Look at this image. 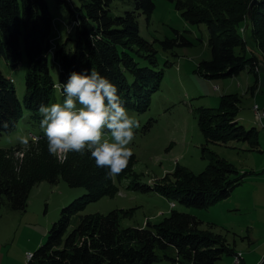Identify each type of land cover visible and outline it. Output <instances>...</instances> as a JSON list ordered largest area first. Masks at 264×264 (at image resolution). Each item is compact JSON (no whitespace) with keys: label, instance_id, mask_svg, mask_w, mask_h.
<instances>
[{"label":"trees","instance_id":"16d2710c","mask_svg":"<svg viewBox=\"0 0 264 264\" xmlns=\"http://www.w3.org/2000/svg\"><path fill=\"white\" fill-rule=\"evenodd\" d=\"M57 1L67 10L73 28L66 41L56 45L53 38L60 36H54L56 28L47 0H0V55L12 67L19 65L23 53L30 62L23 103L13 79L0 69V135L15 129L24 108L38 110L41 104H50L57 84L66 82L73 71L95 68L118 87L125 107L139 112L150 108L152 93L161 86L164 70L155 69L157 51L141 35L137 20L141 13L150 19L155 0H132L133 8L121 14L113 11L115 0ZM168 1L175 4L184 19L208 28L213 56L199 64L200 73L209 77L236 75L247 67L252 71L259 67L258 50L264 56V0H258L250 17L247 11L253 0ZM160 42L170 49L178 39ZM185 42L189 43L183 38ZM49 53H53L58 66L59 81L52 73ZM143 60L146 65L141 64ZM239 99L237 94H228L222 97L220 107L198 109L199 126L208 140H241L259 145V131L255 127L247 129L237 120ZM34 135L41 144L45 142L44 136ZM2 155L0 207L7 205L12 210L24 211L30 189L38 178L23 177ZM78 155L73 154L65 169L77 172L73 162L80 160L84 163L80 166L82 172L66 174L64 178L58 174L59 167L44 172L42 179L52 184L62 177L70 186H83L87 191L62 208L47 240L34 251L33 264H154L164 257L178 264H218L224 255L236 254L235 247L222 234L200 229L201 220L195 215L174 208L163 220L147 222L143 227H123V209L87 214L69 231L76 214L118 190L115 180L107 176L108 169L97 167L90 153L81 158ZM3 161L8 164L2 166ZM128 174L124 170L116 177ZM244 178L233 163L214 155V161L200 173L178 166L171 183L164 181L153 188L148 184L136 186L155 190L172 202L205 208L229 197ZM171 246L177 251L176 258L158 253Z\"/></svg>","mask_w":264,"mask_h":264},{"label":"rangeland","instance_id":"374dc122","mask_svg":"<svg viewBox=\"0 0 264 264\" xmlns=\"http://www.w3.org/2000/svg\"><path fill=\"white\" fill-rule=\"evenodd\" d=\"M47 2L54 18V36H60L59 39L54 37L53 42L62 44L73 28L69 14L57 0ZM155 4L150 19L141 13L137 15V20L141 35L157 51L158 65L155 69H163L164 77L160 88L152 93L148 110L139 112L127 107L141 125L135 130L136 135L130 145L133 155L125 169V173L130 174L120 179L114 177L118 190L90 203L76 214L69 231L78 224L81 216L87 214H107L123 209L124 212H120L123 227H143L147 222L163 220L174 208L195 215L201 220L200 229L222 234L232 247L237 246L245 253L254 250L247 256L246 264H264V56L257 49L260 64L255 71L247 67L236 75L206 76L199 72V64L211 60L213 56L207 26L187 21L175 4L168 0H155ZM132 8V0H115L113 3L116 14ZM249 10L250 7L248 13ZM243 31L247 34L245 27ZM167 38H177L178 43L165 49L160 41ZM183 38L189 43H183ZM49 58L54 78L59 81L60 73L53 53H49ZM141 64L146 65L147 61L143 60ZM29 67L25 53L17 67H12L0 55V69L13 79L22 103ZM57 87L51 103H62L64 99L60 84ZM228 94H237L240 98L237 120L247 129L255 127L259 131L258 146L241 140L228 143L211 141L200 129L198 109L218 108L222 97ZM41 119L39 110L24 108L15 129L0 135L2 157L14 165L15 171L23 177L35 178L36 175L38 178L30 189L26 210H12L7 205L0 207V252L5 255L0 254V264L18 263L22 257L33 264L34 251L47 240L48 231L59 218L62 208L87 191L83 186L72 187L63 179L66 174L83 171L80 166L84 163L80 160L73 162L77 172L65 169H68L76 153H69L66 162L60 163L49 153L47 140L42 144L38 140L31 148L20 145L18 137L21 135L44 136L40 129ZM214 155L233 163L245 178L229 197L205 208L178 201H174L175 206L172 207L170 198L155 190H143V187L136 186L148 184L153 188L164 181L171 183L175 180L178 166L200 173L214 161ZM7 161H3L2 166L8 164ZM53 167H59L58 174L63 177L55 184L42 179L45 178L44 172ZM30 253L33 254L31 259L28 257ZM158 253L177 257V251L172 246ZM227 257L231 255L223 256L224 259ZM154 264L178 263L164 257ZM231 264H235L234 261Z\"/></svg>","mask_w":264,"mask_h":264},{"label":"clouds","instance_id":"9594fccd","mask_svg":"<svg viewBox=\"0 0 264 264\" xmlns=\"http://www.w3.org/2000/svg\"><path fill=\"white\" fill-rule=\"evenodd\" d=\"M60 87L62 103L41 104L38 109L49 153L60 163L69 153H90L97 167L108 169L109 179L121 174L141 125L125 107L118 87L95 68L73 71ZM18 140L23 148H31L39 137L26 134Z\"/></svg>","mask_w":264,"mask_h":264},{"label":"crops","instance_id":"0c3cea01","mask_svg":"<svg viewBox=\"0 0 264 264\" xmlns=\"http://www.w3.org/2000/svg\"><path fill=\"white\" fill-rule=\"evenodd\" d=\"M262 86V85H261ZM258 93V92H257ZM264 119V118H263ZM263 119H262V121H263ZM241 185V184H240ZM239 185V186H240ZM237 188V187H236ZM235 190V189H234ZM263 236H264V233H263ZM264 241V240H263ZM235 246V245H234ZM262 248H264V245L262 246ZM252 253V252H254V250H251V251H248V252H244L243 250H240V249H238L237 248V246H235V255L233 254V255H231V257H227V258H222L220 261V263L218 262V264H231L233 261H234V263L235 264H241V262H242V264H246V262H247V256L249 255V253ZM263 253H264V249H263ZM0 254L2 255V256H5L3 253H1L0 252ZM236 255H241V258H240V261L239 262H236ZM230 256V255H229ZM245 256V257H244ZM26 258V257H25ZM11 264H31V263H28L27 262V259H23V257L22 258H20L19 260H18V263H11Z\"/></svg>","mask_w":264,"mask_h":264},{"label":"water","instance_id":"95a60500","mask_svg":"<svg viewBox=\"0 0 264 264\" xmlns=\"http://www.w3.org/2000/svg\"><path fill=\"white\" fill-rule=\"evenodd\" d=\"M258 0H253L251 5H250V10H249V17L252 15V10L254 8V6L257 4Z\"/></svg>","mask_w":264,"mask_h":264},{"label":"built area","instance_id":"2783aa9c","mask_svg":"<svg viewBox=\"0 0 264 264\" xmlns=\"http://www.w3.org/2000/svg\"><path fill=\"white\" fill-rule=\"evenodd\" d=\"M256 107H259L257 104H255ZM262 116L264 117V112L262 113ZM241 258V255H236V262H239Z\"/></svg>","mask_w":264,"mask_h":264},{"label":"bare ground","instance_id":"6f19581e","mask_svg":"<svg viewBox=\"0 0 264 264\" xmlns=\"http://www.w3.org/2000/svg\"><path fill=\"white\" fill-rule=\"evenodd\" d=\"M32 256H33V254H32V253H30V254L28 255L29 259H31V258H32Z\"/></svg>","mask_w":264,"mask_h":264}]
</instances>
